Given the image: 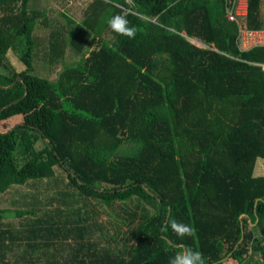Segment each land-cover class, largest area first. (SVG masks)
<instances>
[{
	"label": "trees",
	"instance_id": "obj_1",
	"mask_svg": "<svg viewBox=\"0 0 264 264\" xmlns=\"http://www.w3.org/2000/svg\"><path fill=\"white\" fill-rule=\"evenodd\" d=\"M42 1L0 0V122L23 117L0 131V264H264V47L238 49L234 0H74L66 23Z\"/></svg>",
	"mask_w": 264,
	"mask_h": 264
},
{
	"label": "rangeland",
	"instance_id": "obj_2",
	"mask_svg": "<svg viewBox=\"0 0 264 264\" xmlns=\"http://www.w3.org/2000/svg\"><path fill=\"white\" fill-rule=\"evenodd\" d=\"M74 0H50V2H45V0H43L39 6L43 9V8H47V13H48V18H50L51 20H56L59 21L60 23H66L65 18L62 17V14L67 13V14H74L77 13V10L75 9V6L73 5ZM78 17V16H77ZM46 31H49L48 28H43L41 29L38 33L40 34H44L47 33ZM193 44L199 46V47H204V44H202L200 41H198L197 39H192L190 40ZM44 45H40L41 50L44 49L43 48ZM71 55V54H70ZM67 58L72 59L73 57L69 56V53L67 54ZM10 59L12 61V63L19 69L22 70L23 69V65L18 62V59L12 54L10 53ZM39 62L37 65V70L41 75H45V76H50V77H55L56 76V72L53 70H50V67L48 65H46L47 61L44 59L43 55H40L39 57ZM53 68V66H52ZM60 65H58L55 69H59ZM23 122V117L22 116H15L12 117L11 119H8L6 121L0 122V131L1 132H6L9 131L11 129H13L15 126L19 125L20 123ZM259 174V172H258ZM22 189L23 193H28L31 190L34 189V187H22L19 188ZM13 192V191H12ZM10 203V199L9 197L7 198H3L0 199V205L2 207H8ZM99 216H98V221L101 223L106 224L107 226V230L108 231H113L114 229H112L111 227V222H113V217L109 216L108 214L102 213L100 211H98ZM127 229V227H123V230L125 231Z\"/></svg>",
	"mask_w": 264,
	"mask_h": 264
},
{
	"label": "built area",
	"instance_id": "obj_3",
	"mask_svg": "<svg viewBox=\"0 0 264 264\" xmlns=\"http://www.w3.org/2000/svg\"><path fill=\"white\" fill-rule=\"evenodd\" d=\"M247 0H234L226 9V18L228 21L233 22L237 26V47L240 51H250L254 48L264 47V29L255 30L249 28L247 24ZM255 66L261 68L264 72V62L252 63ZM262 253L255 257L254 260H264V241L262 242ZM252 250L249 251L246 256L247 259L252 254ZM240 264V263H236Z\"/></svg>",
	"mask_w": 264,
	"mask_h": 264
},
{
	"label": "clouds",
	"instance_id": "obj_4",
	"mask_svg": "<svg viewBox=\"0 0 264 264\" xmlns=\"http://www.w3.org/2000/svg\"><path fill=\"white\" fill-rule=\"evenodd\" d=\"M111 30L118 35L125 36L129 39H135L136 28L130 25L128 19L123 15H114L108 21ZM166 227H169L178 237H191L194 230L190 225H186L176 220H169ZM169 264H204L202 254L198 251L186 249L184 252L177 253L169 261Z\"/></svg>",
	"mask_w": 264,
	"mask_h": 264
},
{
	"label": "crops",
	"instance_id": "obj_5",
	"mask_svg": "<svg viewBox=\"0 0 264 264\" xmlns=\"http://www.w3.org/2000/svg\"><path fill=\"white\" fill-rule=\"evenodd\" d=\"M246 4H247V2H246ZM258 172H259V174H258ZM256 174L257 175H264V162H263L262 159H258L257 160ZM258 255L259 254L253 255V253H252L251 256L249 257V259L253 257V261H255L254 258L258 257ZM236 263H238V261L237 260H233V259H231L228 262V264H236Z\"/></svg>",
	"mask_w": 264,
	"mask_h": 264
},
{
	"label": "water",
	"instance_id": "obj_6",
	"mask_svg": "<svg viewBox=\"0 0 264 264\" xmlns=\"http://www.w3.org/2000/svg\"><path fill=\"white\" fill-rule=\"evenodd\" d=\"M17 80H21V78H18Z\"/></svg>",
	"mask_w": 264,
	"mask_h": 264
}]
</instances>
